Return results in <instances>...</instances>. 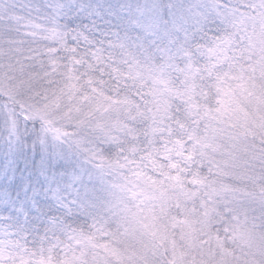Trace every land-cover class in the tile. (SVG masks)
Returning <instances> with one entry per match:
<instances>
[{
  "label": "snow or ice",
  "instance_id": "1",
  "mask_svg": "<svg viewBox=\"0 0 264 264\" xmlns=\"http://www.w3.org/2000/svg\"><path fill=\"white\" fill-rule=\"evenodd\" d=\"M0 264H264V0H0Z\"/></svg>",
  "mask_w": 264,
  "mask_h": 264
}]
</instances>
